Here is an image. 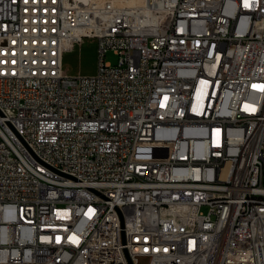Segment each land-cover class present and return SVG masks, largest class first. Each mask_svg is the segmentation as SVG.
<instances>
[{
    "label": "built area",
    "instance_id": "obj_1",
    "mask_svg": "<svg viewBox=\"0 0 264 264\" xmlns=\"http://www.w3.org/2000/svg\"><path fill=\"white\" fill-rule=\"evenodd\" d=\"M142 261L264 264V0H0V264Z\"/></svg>",
    "mask_w": 264,
    "mask_h": 264
},
{
    "label": "rangeland",
    "instance_id": "obj_2",
    "mask_svg": "<svg viewBox=\"0 0 264 264\" xmlns=\"http://www.w3.org/2000/svg\"><path fill=\"white\" fill-rule=\"evenodd\" d=\"M122 4V3H119ZM128 7L129 5L123 4ZM118 56L113 51H109L106 62L116 65ZM98 42L94 37H85L82 42L76 44L70 51L66 52L63 58V71L70 77H93L98 71ZM142 261L141 264H145Z\"/></svg>",
    "mask_w": 264,
    "mask_h": 264
},
{
    "label": "bare ground",
    "instance_id": "obj_3",
    "mask_svg": "<svg viewBox=\"0 0 264 264\" xmlns=\"http://www.w3.org/2000/svg\"><path fill=\"white\" fill-rule=\"evenodd\" d=\"M70 1H81V2H88L90 0H70ZM94 1H97V2H101V1H104V0H94ZM115 3L119 4V3H122L120 5H123V4H128L129 6L128 7H141L145 4V0H113Z\"/></svg>",
    "mask_w": 264,
    "mask_h": 264
}]
</instances>
